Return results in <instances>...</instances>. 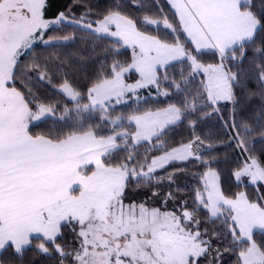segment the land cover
Returning <instances> with one entry per match:
<instances>
[{
    "label": "snow or ice",
    "instance_id": "obj_1",
    "mask_svg": "<svg viewBox=\"0 0 264 264\" xmlns=\"http://www.w3.org/2000/svg\"><path fill=\"white\" fill-rule=\"evenodd\" d=\"M168 3L174 9V20L145 16L138 21L125 13L119 2L97 17L95 27L92 21L84 22L90 10L79 20L72 18V23L90 32L113 38L112 48L105 51L118 56L119 49L126 47L131 49V57L101 65L87 87V103H80L84 94L68 80L60 85L78 113L99 109L103 113L101 122L113 125L108 133L98 131L99 125L84 128L80 124L53 136L31 133L30 124L54 112V108L38 102L30 88L25 92L17 87V80L24 83L26 75L18 74V66L24 51L37 39L46 44L73 39H43L45 30L68 18L61 12L54 19H46L47 0H0V250L11 248L13 254H22L35 239L39 241L36 251L54 252L58 264H201L210 255L209 264H216L221 253L219 248L213 250L212 240L223 234L225 239L231 237L224 251L234 254V264H264V241L254 239L256 230L264 232V163L248 148L246 136L252 131L248 122L232 123V139L248 153L232 176L238 182L247 177L248 183L257 186L255 199L243 191L228 194L222 190L219 173L211 167L213 161L203 160L198 149L194 150L195 145L203 143L200 137L171 148L162 139L169 126L196 113L207 117L219 112L222 102L232 104L235 112L240 103L236 88L241 74L233 72L232 67L246 55V45L256 42L258 31H264V0L258 10L254 0ZM161 23L174 39L151 35L140 27L159 28ZM206 49L213 51L217 62L201 61ZM255 52L264 55V39ZM174 61L186 65L180 73L183 85L193 84L196 76L202 75L199 85L189 91L173 79L168 87L186 93L181 101L129 115L127 126L123 117L109 119L113 100L120 104L138 89L151 85L159 92L160 70H165L163 80L167 81L166 66ZM25 67L32 71L39 65ZM256 67L257 79L264 88V62ZM129 73L138 77L133 83L126 80ZM45 75L39 79L44 80ZM161 94L170 95L167 91ZM261 95L264 98V93ZM261 112L264 118V107ZM195 123L191 120L190 126ZM119 141L124 142L123 151L128 155L114 162ZM153 141L158 142L154 147L162 154L139 160L135 147ZM190 158L206 167L200 176L202 188L196 190L195 207L189 209L184 202L178 211L162 210L146 202H126L130 179L150 182L158 168ZM168 179H172L171 174ZM169 199H174L171 192L164 203ZM202 212L213 223L222 219L225 231L213 230L211 236L207 229L201 231ZM65 229L72 234L71 245L64 239Z\"/></svg>",
    "mask_w": 264,
    "mask_h": 264
},
{
    "label": "trees",
    "instance_id": "obj_2",
    "mask_svg": "<svg viewBox=\"0 0 264 264\" xmlns=\"http://www.w3.org/2000/svg\"><path fill=\"white\" fill-rule=\"evenodd\" d=\"M119 2L126 14L134 17L136 20H143L145 16L153 19H160L168 16L170 20H174V10L171 8L168 0H47L45 9V18L54 19L61 12L65 13L67 20L71 21L74 17L79 20L85 12L90 14L85 18V23L94 21L98 16L105 13L113 7V4ZM257 10L261 4V0H254ZM162 9V11H161ZM141 30L151 35L166 36L167 39H174L170 30L165 29L162 24L159 28L151 25H140ZM167 34V35H166ZM70 36L73 39L62 42L61 40L54 43H44L42 41L34 43L19 60L18 74L26 72L24 83L17 80V87H21L25 92L31 89L38 102L46 106L54 108V112L50 116L41 119L38 122L30 124L31 133L33 135H61L73 130L74 127L82 124L84 128L89 126L96 127L99 125L98 131L104 134L108 133L113 125L111 123H102L101 116L103 113L99 109L95 111L77 112L76 105L67 99L57 88L68 80L77 91L84 94L81 104L87 103L86 91L90 83L96 78L101 71V65H110L113 59L125 61L131 57V49L121 47L120 54L117 56L114 52H107L106 49L112 48L113 39L105 36H99L88 30L82 29L71 23H60L50 26L45 30L44 40L51 37ZM181 39H184L181 34ZM264 39V31H258L256 42L249 43L245 47L246 55L242 60H237L236 66L232 67L233 72L241 74V83L236 88L237 97L240 103L235 106L223 102L220 105V111L214 112L210 116H203V113H196L193 116L182 119L178 124L167 129L162 139L167 140V148L179 146L181 143H187L195 137H200L202 144L194 146V150L198 149L203 160H211V167L219 173L220 184L222 190L228 194L236 192H246L251 198L255 199L257 195V186L246 181H236L232 176L233 170L242 166L247 159L248 153L238 148L235 140V132L232 129L233 120L237 125L241 121L248 122L251 133L246 136L248 148L257 159L264 163V118H262V107H264V88L258 81L257 65L264 62V55L255 52L259 47L261 40ZM190 46V44H189ZM239 56V52H237ZM203 63H214L218 58L213 55V51H203L200 55ZM39 65L38 68L27 71L25 66ZM167 68L169 79L163 80L165 70H160L162 78L159 92L156 86L148 87L137 92L133 97L131 94L127 96V102L119 105L109 106L107 113L109 119L123 117V123L127 126V117L129 115L144 112L146 110L166 107L169 103L181 101L186 95L184 91H178L174 87H168L172 84L173 79L181 82L180 73L186 68L185 64L175 61L170 63ZM41 74H46L44 80H40ZM186 74V73H185ZM137 76L135 73L126 75L127 81H135ZM202 75H198L191 85H183L189 91L199 85ZM167 91L170 95H162ZM252 93H255L252 95ZM136 98V99H135ZM65 109H69L68 113ZM210 112L211 109H205ZM196 120L195 126H190V121ZM134 127V126H133ZM119 130V129H117ZM158 143H143L135 147V154L139 160L145 157L161 155V151L155 149L154 145ZM120 150L114 153L112 157L114 162L123 160L128 153L123 151L125 147L123 141H119ZM139 170V169H138ZM146 170V169H145ZM206 171L200 161L190 158L188 161H175L165 165L162 169H157L154 173L156 177L150 182L144 179L129 180L128 189L132 193H141L143 198L151 202V206L159 207L162 210H179L182 203L186 202L189 209L195 207L196 190L202 188L200 176ZM172 179L169 180V175ZM163 178V179H161ZM264 192V185L261 186ZM153 192L158 195H153ZM174 194V199H169L167 204L164 203L168 193ZM201 231L207 229L208 235L211 236L213 230L223 233L225 231L223 220H216L214 223L206 219V213L200 214ZM72 234L70 230H64V239L68 245L72 244ZM256 241H264V232H256L254 235ZM231 237L222 234L217 239L213 237V250L219 248L221 257L216 264H234L235 256L232 252H225L224 248L228 247ZM38 240H33L30 247L24 249L22 254H13L11 248L0 251V264H58V257L54 252L49 254L38 253L36 244ZM63 242V241H61ZM212 259L210 255L207 260H201V264H209Z\"/></svg>",
    "mask_w": 264,
    "mask_h": 264
},
{
    "label": "rangeland",
    "instance_id": "obj_3",
    "mask_svg": "<svg viewBox=\"0 0 264 264\" xmlns=\"http://www.w3.org/2000/svg\"><path fill=\"white\" fill-rule=\"evenodd\" d=\"M63 23H71V24H74V25H76V26H78V27H80V28H82V29H85V30H88V29H86V28H84V27H82V25L81 24H76V23H72L71 21H69V20H66V21H64ZM162 24V23H161ZM54 25H58V24H54ZM163 25V24H162ZM51 26H53V25H51ZM154 26H156V25H154ZM93 27H95V25H93ZM114 30V29H113ZM88 31H90V30H88ZM93 33V32H92ZM96 34V33H95ZM97 35H99V36H105V37H109V36H107L106 34H103V33H101V34H97ZM109 38H111V37H109ZM111 39H113V38H111ZM70 40V39H69ZM69 40H67V41H69ZM39 41H41V40H39V39H37V41L36 42H39ZM62 42H65V40H61ZM36 42H34V43H36ZM33 43V44H34ZM32 44V45H33ZM28 50V49H27ZM27 50H25V51H27ZM24 51V52H25ZM175 62V61H174ZM172 63V62H171ZM130 74V73H129ZM126 75H128V74H126ZM137 76V75H136ZM138 78V77H137ZM128 83H133L134 81H127ZM151 86H153V85H151ZM151 86H148V87H151ZM148 87H146V88H143V89H147ZM57 90L60 92V93H62L66 98H67V96L61 91V89H60V87L59 88H57ZM142 89H138L137 90V92H139V91H141ZM135 95V94H134ZM133 94H131V96L133 97L134 96ZM68 99V98H67ZM136 99V98H135ZM127 100H128V98L126 97L125 98V100L123 101V102H121L120 104H122V103H124V102H127ZM111 105H119V104H116L115 103V101L113 100V102H112V104ZM111 105H109V106H111ZM51 115V113H49L48 115H46L45 117H47V116H50ZM45 117H43V118H45ZM43 118H41V119H43ZM40 119V120H41ZM40 120H37V121H33V122H38V121H40ZM158 169H160V168H158ZM241 181H246V182H248V178L247 177H243L242 178V180ZM127 193H128V200L126 201V202H129V201H136V202H146V204H147V206H149V207H152L151 206V202L150 201H147L146 200V198H143L142 197V195H141V193H132V191L131 190H129V189H127ZM154 207H156V206H154ZM163 210H165V209H163ZM72 239V243H73V238H71Z\"/></svg>",
    "mask_w": 264,
    "mask_h": 264
},
{
    "label": "crops",
    "instance_id": "obj_4",
    "mask_svg": "<svg viewBox=\"0 0 264 264\" xmlns=\"http://www.w3.org/2000/svg\"><path fill=\"white\" fill-rule=\"evenodd\" d=\"M171 6V5H170ZM174 10V9H173ZM114 29V28H113ZM203 51H212V50H203ZM223 103V102H222ZM180 121H178L176 124H178ZM175 124V125H176ZM134 126V125H133ZM172 126H174V125H172ZM169 127H171V126H169ZM143 143H146V142H141L140 144H143ZM256 232H261V231H259V230H256ZM27 248V247H26ZM1 251V250H0Z\"/></svg>",
    "mask_w": 264,
    "mask_h": 264
}]
</instances>
